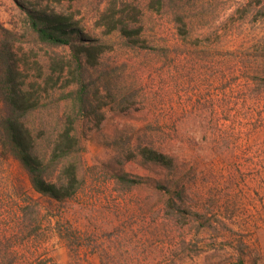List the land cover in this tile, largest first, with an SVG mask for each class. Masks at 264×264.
I'll return each mask as SVG.
<instances>
[{
	"label": "rangeland",
	"instance_id": "obj_1",
	"mask_svg": "<svg viewBox=\"0 0 264 264\" xmlns=\"http://www.w3.org/2000/svg\"><path fill=\"white\" fill-rule=\"evenodd\" d=\"M28 9L72 17L103 51L87 67L75 196H40L0 142V264H257L264 0H0V49L30 81L52 58L68 63L70 48L39 42ZM115 18L138 30V45L108 31ZM61 75L47 101L75 88ZM58 111L66 104L31 119L55 122ZM144 147L172 166L144 160Z\"/></svg>",
	"mask_w": 264,
	"mask_h": 264
},
{
	"label": "trees",
	"instance_id": "obj_2",
	"mask_svg": "<svg viewBox=\"0 0 264 264\" xmlns=\"http://www.w3.org/2000/svg\"><path fill=\"white\" fill-rule=\"evenodd\" d=\"M26 21L30 32L39 42L68 45L69 61L60 63L52 58L44 77L39 74L27 81L23 68L13 60L10 50L0 49V142L27 172L36 193L50 201L61 202L75 196L82 186L79 170L85 130L79 125L78 118H84L90 112L87 67L97 64L103 49L96 39L82 34L72 17L28 9ZM112 29L119 31L127 45H138V30L129 27L121 18L112 21L108 31ZM63 73L72 76L71 83L67 84H73L75 88L64 90L55 99L47 101V98L56 95L55 86ZM61 103L66 104L68 111H58L55 122L42 116L31 119L49 104L59 107ZM140 154L144 160L164 167L172 166V159L157 150L144 147L140 149ZM116 179L129 182L125 174H117Z\"/></svg>",
	"mask_w": 264,
	"mask_h": 264
},
{
	"label": "crops",
	"instance_id": "obj_3",
	"mask_svg": "<svg viewBox=\"0 0 264 264\" xmlns=\"http://www.w3.org/2000/svg\"><path fill=\"white\" fill-rule=\"evenodd\" d=\"M253 234H252V238H251V244L252 246L254 247L253 248V252L252 254L258 256L256 262L257 264H264V248H260L257 246V243H256V239H260L261 237L264 236V229L263 230H256V231H252ZM258 235V237H257Z\"/></svg>",
	"mask_w": 264,
	"mask_h": 264
}]
</instances>
